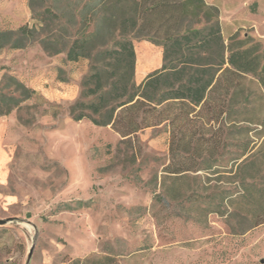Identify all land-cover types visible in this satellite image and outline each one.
Masks as SVG:
<instances>
[{
	"label": "rangeland",
	"instance_id": "obj_1",
	"mask_svg": "<svg viewBox=\"0 0 264 264\" xmlns=\"http://www.w3.org/2000/svg\"><path fill=\"white\" fill-rule=\"evenodd\" d=\"M10 1L0 0V30L33 25L28 0L27 19L4 14L15 7L21 11ZM240 22V37H253L264 48V3L255 16L243 11ZM230 34L225 27L226 41ZM130 39L139 49L148 42L135 35ZM148 56L154 63L155 49ZM139 57L142 67L146 51ZM89 68V61L70 63L65 53L50 55L39 43L0 50V91L14 89L16 78L36 92L0 118V220L9 221L0 226V264H61L65 257L104 251L121 264H264V224L240 235L238 214L206 215L179 202L192 192L211 197L235 189L236 176L223 172L240 154L228 144L235 123L208 124L210 135L222 139L212 161L218 173L168 177L163 172L170 162L165 124L142 130L137 140H123L110 126L73 120L70 108L81 99ZM244 85L256 92L246 106L256 110L250 117L264 123V91ZM156 194L172 206L155 204ZM66 204L73 209L63 210Z\"/></svg>",
	"mask_w": 264,
	"mask_h": 264
},
{
	"label": "trees",
	"instance_id": "obj_2",
	"mask_svg": "<svg viewBox=\"0 0 264 264\" xmlns=\"http://www.w3.org/2000/svg\"><path fill=\"white\" fill-rule=\"evenodd\" d=\"M28 5L34 24L0 30V50L39 43L50 55L65 53L70 63L89 61L81 99L70 108L73 120L110 126L123 140H137L142 130L165 124L170 132L166 176L218 173L212 161L217 160L214 151L222 139L210 135L208 124L234 122L231 141L225 142L238 147L240 154L223 172L236 176L235 189L218 190L211 197L192 192L179 202L197 206L206 215L238 214L240 235L264 224V123L250 117L256 110L246 106L256 92L244 85L247 81L264 91L261 42L250 36L242 39L240 32L226 41L219 9L205 0H28ZM133 35L163 50L161 68L140 85ZM12 83L10 92L0 91V118L36 95L16 78ZM153 200L172 206L159 194ZM62 209L73 207L66 204ZM61 264L121 262L104 251L84 258L65 257Z\"/></svg>",
	"mask_w": 264,
	"mask_h": 264
},
{
	"label": "crops",
	"instance_id": "obj_3",
	"mask_svg": "<svg viewBox=\"0 0 264 264\" xmlns=\"http://www.w3.org/2000/svg\"><path fill=\"white\" fill-rule=\"evenodd\" d=\"M8 2L10 0H7ZM12 1H10L11 3ZM15 4L19 6L18 8L21 9V11L14 10H8L7 12H4V14H9L11 16H14L15 18H18L22 16L24 19L29 18L30 12L27 5V0H14ZM205 2L208 5L215 6L220 11V24L224 36V29L225 27H228L231 31V35H233L236 32H239V29L243 27L242 23L240 22V15L243 13V11L248 12L249 15L255 16L261 12L262 3H264V0H205ZM8 3V4H10ZM7 4V3H6ZM7 4V5H8ZM7 9V7H5ZM229 36V37H230ZM225 38V36H224ZM155 49L156 51V59L153 63V61L148 56V51H152ZM146 51L147 57L144 61V65L142 64V67L139 66V60H140V52ZM136 52H137V66H136V80L139 79V77H143L144 74H142L143 68L145 69L146 77L149 73L161 68L163 64V50L162 48L152 45L148 42L141 45L140 49L136 45Z\"/></svg>",
	"mask_w": 264,
	"mask_h": 264
},
{
	"label": "water",
	"instance_id": "obj_4",
	"mask_svg": "<svg viewBox=\"0 0 264 264\" xmlns=\"http://www.w3.org/2000/svg\"><path fill=\"white\" fill-rule=\"evenodd\" d=\"M8 222H9V221H6V220H0V226L6 225ZM32 254H33V248L30 250L28 263H29L30 260H31Z\"/></svg>",
	"mask_w": 264,
	"mask_h": 264
}]
</instances>
